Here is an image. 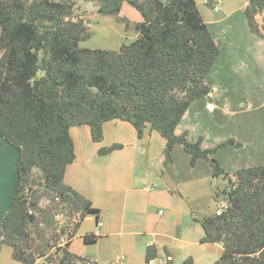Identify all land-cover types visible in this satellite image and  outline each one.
Returning a JSON list of instances; mask_svg holds the SVG:
<instances>
[{"label":"trees","instance_id":"1","mask_svg":"<svg viewBox=\"0 0 264 264\" xmlns=\"http://www.w3.org/2000/svg\"><path fill=\"white\" fill-rule=\"evenodd\" d=\"M204 1L216 8V0ZM78 2H92L101 15L133 27L136 39L119 50L82 48L93 31L77 12ZM125 3L139 11L141 22L119 18ZM244 13L250 31L264 38V0H248ZM220 53L196 0H0V136L20 154L16 191L0 226V253L10 248L21 264H52L53 251L60 255L54 264H97L72 253L69 243L60 246L82 220L99 214L65 181L76 159L70 130L89 126L99 143L104 124L122 120L140 138L150 127L166 139L169 155L182 145L192 166L206 159L215 180H229L224 189L215 186L216 198L228 207L201 222L203 242L224 247L214 264H264V165L227 172L215 155L238 143L203 149L201 141L176 134L192 103L209 97L207 77ZM157 258L151 247L148 263Z\"/></svg>","mask_w":264,"mask_h":264},{"label":"crops","instance_id":"2","mask_svg":"<svg viewBox=\"0 0 264 264\" xmlns=\"http://www.w3.org/2000/svg\"><path fill=\"white\" fill-rule=\"evenodd\" d=\"M216 1L223 7L210 9L204 0L201 5L196 0L221 51L207 77L212 91L192 103L176 134L201 141L203 149L235 141L239 147L229 145L215 155L225 170L235 172L264 165V38L249 29L244 13L248 1L240 8L228 0ZM242 88L250 92L242 93ZM210 103L213 112L207 109ZM70 133L76 159L65 181L99 210L81 221L72 238L62 237L72 253L97 264H181L190 258L194 264H214L220 259L223 244L204 243L201 224L222 200L216 198L210 161L200 159L192 166L182 145L169 155L167 141L157 131L149 127L140 138L122 120L106 122L99 143L89 126L73 127ZM116 144L122 148L99 154ZM19 159V151L0 136V226L14 196ZM88 236L97 239L87 243ZM151 247L158 258L148 263ZM52 255L55 261L60 257L54 251ZM1 256L0 264H21L8 247Z\"/></svg>","mask_w":264,"mask_h":264},{"label":"rangeland","instance_id":"3","mask_svg":"<svg viewBox=\"0 0 264 264\" xmlns=\"http://www.w3.org/2000/svg\"><path fill=\"white\" fill-rule=\"evenodd\" d=\"M228 1H231L232 7L240 8L248 0H228ZM198 2H199V5L202 4L201 0H198ZM218 3H217L218 8L223 7L222 5H220L221 2H218ZM221 11H223V13H226L227 9L224 8ZM77 12L82 14L84 18L85 17L87 18V21L91 26V30L93 31L92 37L81 43L82 48L102 49V50H119L123 44H130L137 37V34L135 33L133 27H130V29L128 30L126 24L122 23L117 18L113 16L101 15L100 13H98L97 6L92 2H78ZM119 18L127 19L132 24H134V23H137V21H139V19H141L142 16L137 9H135L133 6L129 5L128 3H125L124 8L119 15ZM258 20L261 24L262 17L261 16L258 17ZM42 75L43 73L40 72L39 76H42ZM246 78H247V75H246ZM223 82L225 83L226 81L223 80ZM246 90L243 91V88H242L240 91L242 93H245ZM247 92H250V91H247ZM215 182H216V185L224 189L227 187L229 180L225 179L224 177H221L219 179H216ZM16 186L17 185L14 184V186L12 185V188H11V192L14 191V194L16 191ZM2 256L0 257L1 261H2ZM51 258L52 260L50 261H52L53 262L52 264H54L55 260H53V257Z\"/></svg>","mask_w":264,"mask_h":264},{"label":"built area","instance_id":"4","mask_svg":"<svg viewBox=\"0 0 264 264\" xmlns=\"http://www.w3.org/2000/svg\"><path fill=\"white\" fill-rule=\"evenodd\" d=\"M207 109L209 110V111H211V112H213L214 111V105L213 104H208L207 105ZM228 207V202L226 201V200H220L219 202H218V204H217V206H216V211H215V214L216 215H221L224 211H225V209ZM63 218V216H60L59 217V220L60 219H62ZM69 233H71V231H72V225H70V227H69ZM65 236H67V240L69 239L68 237H69V234H67V235H65ZM60 246H65V244H62V243H60Z\"/></svg>","mask_w":264,"mask_h":264}]
</instances>
